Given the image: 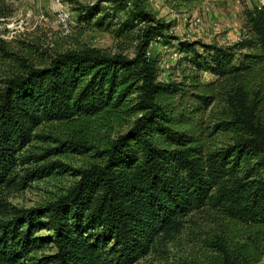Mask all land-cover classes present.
I'll return each instance as SVG.
<instances>
[{"label":"trees","instance_id":"trees-1","mask_svg":"<svg viewBox=\"0 0 264 264\" xmlns=\"http://www.w3.org/2000/svg\"><path fill=\"white\" fill-rule=\"evenodd\" d=\"M163 1L191 9L202 0ZM243 14L241 37L221 45L177 39L144 0H100L80 8L79 28L135 40L131 56L82 47L15 65L0 86V186L13 181L15 161L43 156L19 153L33 137L45 138L32 133L41 125H59L63 135L52 138L57 146L47 155L96 160L72 170L78 180L52 204L0 221V264L30 262L40 229L51 231L53 264H132L158 232L193 210L209 208L248 230L264 227V5ZM151 42H175L188 73L159 80ZM201 73L213 79L203 82ZM124 122L114 137L95 139L99 127L108 134ZM215 136L225 140L216 145ZM50 165L24 174L40 177ZM244 252L225 255L224 264H253Z\"/></svg>","mask_w":264,"mask_h":264},{"label":"rangeland","instance_id":"rangeland-1","mask_svg":"<svg viewBox=\"0 0 264 264\" xmlns=\"http://www.w3.org/2000/svg\"><path fill=\"white\" fill-rule=\"evenodd\" d=\"M99 1L0 0V86L16 64L34 66L67 50L93 47L108 54L121 52L131 56L135 40L116 39L106 30L79 28L77 15L80 8ZM261 3V0H202L191 9H174L163 0H144L146 10L155 18L168 22L169 33L177 39L221 45L231 44L241 37L244 32L243 12ZM100 5L105 4L100 2ZM172 44L163 47L151 42L147 49L159 61V68L163 71L159 80L178 81L189 71L184 61L170 59V53L175 50V42ZM211 79L210 74L201 73L203 82ZM217 109L214 104L209 108V119ZM126 127L125 122L115 125L108 134L99 127L95 139L112 138ZM60 128L55 124L38 126L32 133L45 138L33 137L20 148L22 156H43L36 161L34 158L23 163L17 160L11 167L13 181L0 186V221L12 219L15 210L25 211L52 204L78 180L72 170L86 168L96 160L91 154L44 153L46 148L57 146L52 138L63 136ZM224 140L222 136H215L212 143L220 145ZM60 148L65 149L64 146ZM43 163L51 165L44 169L45 173H40V177L24 174L26 169ZM17 181L19 185H14ZM179 219L175 228L158 232L147 253L132 264H224L225 255L241 257L246 254L244 251L255 260L253 264H264V227L248 230L209 208L190 211ZM33 237H37V243L29 253L30 262L53 264L50 260L56 258L57 250L50 240L51 231L40 229L33 233ZM30 262L21 260V264Z\"/></svg>","mask_w":264,"mask_h":264},{"label":"built area","instance_id":"built-area-1","mask_svg":"<svg viewBox=\"0 0 264 264\" xmlns=\"http://www.w3.org/2000/svg\"><path fill=\"white\" fill-rule=\"evenodd\" d=\"M261 1H262L261 5H264V0H261ZM179 57H180V54L175 50L170 53V59H172V61H175ZM165 68H168V65H165ZM162 73L163 71H161L160 74Z\"/></svg>","mask_w":264,"mask_h":264}]
</instances>
